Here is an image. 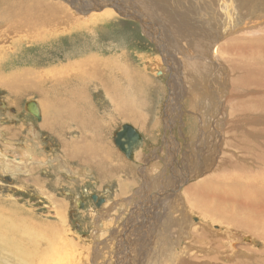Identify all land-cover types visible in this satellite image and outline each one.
<instances>
[{"label": "rangeland", "instance_id": "1", "mask_svg": "<svg viewBox=\"0 0 264 264\" xmlns=\"http://www.w3.org/2000/svg\"><path fill=\"white\" fill-rule=\"evenodd\" d=\"M48 1L55 3L54 0ZM150 1L131 0L133 7L140 5L135 19L114 14L90 25V31L60 34L48 45L44 42L23 43L21 51L9 55L5 62L6 69L16 61L20 63H12L13 66L33 67L37 72H47L55 66L62 71L70 61L94 54L98 58H108L111 66L114 63L127 66L135 82H145V88L140 83L133 87L117 77L115 90L108 97L89 79L84 92L87 102L83 106L88 116L78 127L66 118L59 121L55 109H52L55 113L52 111L46 118L35 94L23 96L20 92L14 97L0 87L1 134L5 137L6 129L11 134L6 136L7 144L0 138V146L4 149L0 151L10 152L5 156L1 154L0 158L10 159L12 156L17 157V161L23 159L25 154L17 156L13 152L20 153L26 149L29 140H35L39 146L30 159L32 161L22 163L21 168L7 173L0 167V214L4 213L7 230L20 233V239H16L20 243L11 242L13 249L21 250L17 264H165L162 250L170 247L171 252L178 254V249L186 246L191 250H188L186 259L176 264H243L254 258L264 260V237L190 207L191 203L184 197L187 187L200 183L212 173L209 169H198L197 173H188L190 175L187 176L183 173L188 163L192 164L191 169L198 164V156L208 158L204 153V142L197 139L199 131L209 132L215 137L214 157L210 153L216 163L226 152L224 148L217 152L216 145H222V140L229 139L217 134H220L217 122L222 106L219 96L213 90L208 91L213 84L226 79L229 81V76L224 70L214 68L212 77L214 70L200 67L198 58L203 45L200 41H205L201 35L212 42L213 34L217 33V37L220 34L218 15L210 16L212 10H216L215 0H194L193 3L192 0H182L184 6L187 5L184 7L186 10L182 9L181 0H170L169 3L160 0L168 13L172 15L174 12L173 19L177 22L174 24L181 23L177 26L178 33L181 31L179 34L174 28L169 29L159 14L148 12ZM232 6L238 13L233 21L235 28L241 30L237 27L243 17L250 15L248 12L263 9L264 4L262 0H232ZM185 14L189 15L185 20L181 19ZM82 15L88 18L87 12ZM225 29L228 30L229 26ZM229 32L223 34L219 42L222 43ZM256 34L245 37L243 41L262 37L261 32ZM218 49L215 54L220 61L225 63L232 58L218 52ZM63 53L76 55L65 56ZM206 54L202 58L207 60L204 64H208L206 56L209 55ZM55 55L58 58H54ZM112 74L120 75V71L115 70ZM207 94L217 100L216 110L219 111L213 108L212 112L213 101ZM142 101L150 102L159 111L156 116L161 119L158 129H150L151 118L137 110L135 105ZM29 102L38 105L40 121L25 110V104ZM145 102L140 106L145 107ZM127 106L132 113L127 114ZM96 112L108 115L112 120L101 119ZM91 123L96 130L102 129L103 134L101 132L99 138ZM123 125L132 126L144 139L143 156L140 163H135L136 166L132 164V169H120L122 160L126 159L114 145L115 135ZM34 133L38 139L29 137ZM82 139L92 142L97 150L92 159L88 160L89 153L86 154L85 160L88 161L84 166L72 160L74 144ZM119 169L121 171L118 172ZM80 171L84 172L83 175ZM198 174L201 176L194 178ZM168 195L180 196L174 197L176 201L167 209L168 206L162 204ZM93 196L97 197L96 201ZM98 200L103 201L100 207L97 206ZM156 204L159 205L157 209ZM214 204L228 214L236 210L233 200L218 199ZM105 205L110 206L106 212L107 219L106 213L100 210ZM189 218L192 222L187 224L186 219ZM204 228L217 234L214 240H219L221 249L215 250L205 242L199 248H192L191 239L201 237L206 231ZM224 235H228V239ZM243 238H248V241H242ZM228 241L234 244L231 250ZM234 250L235 253L232 252ZM227 255L231 257L227 258ZM237 255L239 260L235 258ZM209 257L214 259L209 260ZM3 264L13 263L6 260Z\"/></svg>", "mask_w": 264, "mask_h": 264}, {"label": "bare ground", "instance_id": "2", "mask_svg": "<svg viewBox=\"0 0 264 264\" xmlns=\"http://www.w3.org/2000/svg\"><path fill=\"white\" fill-rule=\"evenodd\" d=\"M54 1L55 3L48 0H0V87L5 88L8 94L14 97H17L18 95L16 96V94L20 92L23 96L31 93L35 94L39 101L38 104L46 118L52 113V109H55L56 113L53 112L59 118V121L66 118L67 121L69 120L71 124L78 127V125L84 124L88 116V112L83 109V106L87 102L84 92L86 91L85 86L89 79L94 81L96 86L101 85L106 96H110L113 90H115L117 77L121 78L119 81H125V83L128 81L133 87H136V85L140 83V85H144L145 88V82H135L134 76L129 72L130 68L126 69L127 66L122 67L118 63H114L113 66H111L110 64L112 62L107 61L108 58H98V56H95L93 53H90L93 54V56H86L78 61H70L69 63L67 61L66 63H68L69 66L63 67L62 71H59V67L55 66L53 68L50 67L51 69L47 72H37L33 67L21 65L13 66L12 63H20L16 61H12V67L6 69L5 62L8 61L9 55H14L18 53V51H21L23 43L44 42L48 45L60 34L77 30L85 32L90 31V25L102 19L112 17L114 14L135 19L139 13L138 8L140 5L133 7L131 0ZM169 1L170 0H167L168 3ZM193 2L194 0H192V3ZM215 3L216 10H212L210 16H215L214 14L218 15L220 34L218 37L217 33L213 34L214 38L212 42L208 40V37L200 34L205 41H200V44L203 42V45L201 44L202 47H200V56H198V58L201 63L200 67L204 66L214 70L212 72V77L215 72L214 68L224 70L227 76H229V81L228 79L222 80L220 84H213V88H208V91L213 90L215 95L217 97L219 96L222 106V108H220L221 111L217 109L219 111L218 114L220 113L219 115H221L217 122L220 134H217L222 136L223 139L224 137H229V139L222 140V145H216L217 152L221 148H224L226 151L216 163V160H212V154L213 157L215 155V137L209 132L203 133L202 130L199 131L197 139L199 142H204V153L208 158L198 156V164L194 165L193 169H191L192 164L188 163L183 173L187 176L190 175L188 173H197L204 169H209L212 173L210 175L207 174L200 183L187 187L184 191V197H186L192 205L188 206L196 207L195 209L206 212V214L217 219L225 220V222L235 224L247 232L256 233L264 237V6L263 9L260 8L259 11L254 10L248 12L247 14L250 15H245L237 27L241 30H237L233 21L236 19L238 13L233 10L232 0H215ZM262 3L264 4V0H262ZM154 5L157 7L154 8ZM182 6V9L186 10L184 7L187 5L184 6L183 1ZM147 7L150 14H159L163 21H166V25L169 29L174 28L178 33L177 26L181 23L178 25L174 24V22H176L174 21L175 18L173 19V17H175L173 16L174 12L172 15L168 13V9H164L160 0H151ZM86 12L88 18L82 15ZM187 15L189 14L183 15L181 19L185 20ZM253 18L257 20L258 23H255ZM78 19L81 21L80 24L77 23V21H79ZM82 19H86V21ZM93 19L96 21L92 22ZM217 22L218 20L216 18V24ZM227 26H229L228 30L225 29ZM252 28H255L256 31H251ZM226 32H229L227 33V37L224 38L222 43L219 42V39L222 38L223 34ZM232 32L234 35H231ZM256 32H261L262 37L257 40L243 41L245 37L257 36ZM151 41L155 43L153 38ZM241 42H243V44L240 45ZM217 48H219L218 52L229 54L232 58L225 61V63L220 61L215 54ZM206 52L209 55L208 57L206 56L208 64H204L207 60L202 59L205 57L204 53ZM63 54L66 56L71 53ZM56 57L58 58V56L55 55L54 58ZM105 61L106 67L104 64ZM115 70L120 71V75L114 76L112 73H114ZM204 70L207 71V69ZM73 84L77 91L70 89ZM202 96H204V94ZM209 97V99L213 101L212 112H214L213 108L217 111L216 107H218L219 103L212 95ZM73 99L74 101L72 102ZM170 101H172V98H170ZM143 102L145 101L138 102L135 106L137 110L143 111L147 117L149 116L148 119L151 118L150 124L152 127L148 124L150 129H156L161 124V119L156 117L159 111H157L155 107L152 109L150 102L148 104L147 101L145 102V107H141L140 104ZM33 103L34 111L36 112L37 110L39 114L38 105H36V102ZM173 103H175V101ZM223 111L224 113L222 114L221 112ZM111 112V115H113V109ZM51 120H54V122L56 121L55 119ZM99 125L100 123L98 122L97 126ZM90 126L92 130H95L99 138L102 129L98 128L96 130L92 123ZM50 127L53 129L52 126ZM103 131L105 132L104 129ZM1 132L2 129L0 128V133ZM8 132V129L4 131L5 137H3L2 134L0 135L1 141H4L6 144L8 143L6 136L10 135ZM34 134H32L33 139H36V134ZM138 135L140 136V134ZM171 142L173 141L171 140ZM115 143V147L121 152L119 153L126 159L122 160L120 169H124L125 167L132 169V164L136 166L135 163H140V158L143 156L141 152L142 145L144 144L143 138L141 145L137 146L136 149L135 147L131 148L130 152H127L125 149L122 150L120 145ZM38 147V143L35 140H29L26 143V149L20 153L13 152L17 156L25 154L23 159L19 158L20 160L17 161L18 158L12 156H9L10 159L0 158V167L5 168L7 173H10V171L15 168H21L22 163H27ZM87 153H89V160L94 158L97 150L92 146V142L87 139H82L78 144H74L72 160H77L81 166H84L88 161L85 160ZM172 156H174V153ZM254 167H259V169H254ZM120 169L118 172L121 171ZM80 170H83V168ZM71 171L75 172L76 170L71 169ZM80 173L83 175L84 172L80 171ZM199 176H201V174L196 175L194 178H198ZM187 178L189 179V177ZM167 181V185H170L169 180ZM176 196L178 197L180 195L165 196L162 205L168 206L167 209L170 208L171 204L176 201V199H174ZM218 199L233 200L236 203L234 205L236 210L232 211L230 214H228L227 211H223L214 204ZM96 200L97 197L95 201ZM102 202H100L98 207L101 206ZM157 204L161 205L159 202H157ZM157 204L155 205L156 209L159 208ZM213 206H215V210ZM109 207L105 205L103 209L100 210L106 213L107 210L110 209ZM101 215H103V213ZM135 216L133 217L135 218ZM107 218H109L108 213H106V219ZM190 222H192L191 218L186 219L187 224H190ZM4 223L5 216L4 213H2L0 214V264L5 263L6 260L13 264H17L21 250L19 248L13 249V247H11V242L19 244L20 241L16 239H20V233L7 230L8 226ZM98 224H100V222ZM186 227L189 228L190 226ZM204 229L208 231V233L204 231L205 233H203L201 237L197 236L191 239L192 248H199L205 242L210 244L215 250L221 249L219 240H214L217 234H214L207 228ZM224 236L228 239V235ZM242 241L247 242L248 238H243ZM149 243H152V241ZM228 245L230 250L231 247L234 246L231 241H228ZM188 250H191V248L186 246L182 250L178 249L179 253L176 254L171 252L173 250L168 247L166 251L162 250L161 256L166 258L163 260L165 264H171L172 262L176 264L178 261L186 259ZM232 252L235 253L236 250ZM228 257H231V255H227V258ZM235 258L239 260L238 255ZM116 259L118 261V258ZM213 259L214 258L209 257V260ZM243 264H264V260L254 258L250 263L244 262Z\"/></svg>", "mask_w": 264, "mask_h": 264}, {"label": "water", "instance_id": "3", "mask_svg": "<svg viewBox=\"0 0 264 264\" xmlns=\"http://www.w3.org/2000/svg\"><path fill=\"white\" fill-rule=\"evenodd\" d=\"M25 110H27L32 116L39 121V114L36 110L34 111V103L29 102L25 105ZM115 142L117 145H120V148L123 150L125 149L127 152H130V149L141 145L142 138L138 135V133L130 126V125H123L120 127L119 131L116 133ZM95 200L96 197L93 196ZM102 200H98L97 206H99Z\"/></svg>", "mask_w": 264, "mask_h": 264}, {"label": "crops", "instance_id": "4", "mask_svg": "<svg viewBox=\"0 0 264 264\" xmlns=\"http://www.w3.org/2000/svg\"><path fill=\"white\" fill-rule=\"evenodd\" d=\"M90 54V53H89ZM88 54V55H89ZM105 59V58H104ZM104 64H105V67H106V61L104 62ZM104 67V68H105ZM73 83V82H72ZM98 83H100V82H98ZM99 88L100 89H102L103 90V88L101 87V85L99 86ZM70 89L72 90L73 89V91L75 90V91H77L76 89H75V86H74V84L70 87ZM87 89V88H86ZM104 94H105V92H104ZM109 97V96H108ZM74 101V99L72 100V102ZM92 107V106H91ZM152 107V106H151ZM154 107V106H153ZM153 107H152V109H153ZM92 109L94 110L95 108L94 107H92ZM126 112H127V114L128 113H132V110L130 109V107L129 106H127V110H126ZM96 114L99 116V118H101V119H105V120H112V118H108V115H105V114H103L102 113V115H100V114H98L97 112H96ZM132 127V126H131ZM9 134H10V131L8 132ZM11 135V134H10ZM10 135H8V137H10ZM29 137H32V139H33V136L30 134L29 135ZM12 139H13V137H12ZM36 139H38V136L36 135ZM25 148H26V146H25ZM0 150H4L1 146H0ZM8 153H10L9 151H7ZM8 153H4L3 151H0V155L1 154H8ZM117 264H119V263H117Z\"/></svg>", "mask_w": 264, "mask_h": 264}, {"label": "flooded vegetation", "instance_id": "5", "mask_svg": "<svg viewBox=\"0 0 264 264\" xmlns=\"http://www.w3.org/2000/svg\"><path fill=\"white\" fill-rule=\"evenodd\" d=\"M2 107H4V105L2 106ZM39 111V110H38ZM39 116H40V112H39ZM41 118V116L39 117V119ZM40 121V120H39ZM4 123V122H3ZM0 135H1V133H0Z\"/></svg>", "mask_w": 264, "mask_h": 264}]
</instances>
